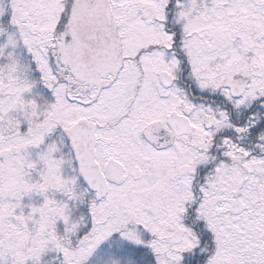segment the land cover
I'll return each mask as SVG.
<instances>
[{"label":"snow or ice","instance_id":"6c2138e0","mask_svg":"<svg viewBox=\"0 0 264 264\" xmlns=\"http://www.w3.org/2000/svg\"><path fill=\"white\" fill-rule=\"evenodd\" d=\"M0 264H264V0H0Z\"/></svg>","mask_w":264,"mask_h":264}]
</instances>
